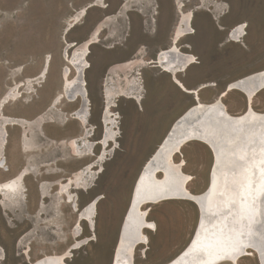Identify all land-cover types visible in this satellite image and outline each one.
I'll list each match as a JSON object with an SVG mask.
<instances>
[{
	"label": "rangeland",
	"instance_id": "1",
	"mask_svg": "<svg viewBox=\"0 0 264 264\" xmlns=\"http://www.w3.org/2000/svg\"><path fill=\"white\" fill-rule=\"evenodd\" d=\"M70 1H74L76 12L71 11ZM81 1L0 0V104L6 94H11L4 114L12 119H24L28 126L8 127L6 156L10 171L0 169V183L14 177L22 168L29 171L24 182L26 200L6 211L0 206V247L6 253L2 264H28L30 260L26 261L23 252L29 248L30 259L35 261L46 254L63 253L74 245L70 230L75 227L76 214L62 197L55 195L57 184L90 162H96L102 151L98 146L93 156L77 158L71 154L64 142L80 137L84 131L80 122L70 117L79 103H68L63 98L56 102L63 93L62 69L68 66L63 48L66 42H84L86 28L90 29L98 17L94 14L86 20L88 10L82 14L86 7H81ZM187 1L190 2L186 12L200 6L193 11L195 34L184 38L178 46L195 55L197 63L180 74L179 79L188 90H198L202 101L212 102L230 83L264 69V0H207L205 6L201 0ZM98 4L105 8L103 0ZM139 8L144 10L141 4ZM75 18L77 22L73 21ZM111 21L108 18L103 27L112 25ZM129 22L124 19L119 28L107 27L104 36H113L115 32L116 38L125 37L129 34ZM240 23L247 24V36L234 44L228 40V32ZM141 38L144 36L137 34L134 41H98L90 48L86 80L91 100L90 125L96 128L93 141H99L102 136L100 115L105 106L102 93L105 69L130 60L141 46H146L141 56L147 53L145 61H150L153 52L166 50L164 46L170 42L140 41ZM138 72L144 89L143 105L129 96L114 101L110 111L116 121L118 146L111 144L102 168H94L96 175L91 188L77 191L81 206L97 196L103 197L95 220L97 237L89 245L74 250L67 264H110L140 169L170 125L195 103L194 95L175 85L161 70L148 64ZM74 75L72 70L70 78ZM223 101L232 114L246 111V98L240 92L228 93ZM254 102V110L264 112V91ZM212 160L209 148L196 142L175 156V162L183 165L182 169L191 177L189 188L194 194L206 189ZM49 184H53L52 192L44 189ZM197 215L196 207L189 202L154 206L150 220L158 223V231L149 234L151 243L146 253L141 251L142 247L138 249L136 264H164L174 258L188 244ZM83 235L90 236L86 223H83ZM239 264L258 262L255 257H246Z\"/></svg>",
	"mask_w": 264,
	"mask_h": 264
},
{
	"label": "bare ground",
	"instance_id": "2",
	"mask_svg": "<svg viewBox=\"0 0 264 264\" xmlns=\"http://www.w3.org/2000/svg\"><path fill=\"white\" fill-rule=\"evenodd\" d=\"M177 2L181 16L174 35L176 44L169 49L161 50L156 55L158 56V69L168 74L179 88L194 95L195 103L170 125L158 147L140 169V174L134 182L136 190L131 192L129 205L119 227L117 237L121 234V239L114 247V264H136L138 249L142 247L141 251L146 253V250H149L147 246L151 243L149 234L158 231V223L150 220L152 208L172 202H189L196 207L198 215L194 232L186 247L164 264H239L246 257H255L258 264H264V134L258 132L256 136L258 138L254 142L252 140V143L246 147L243 145L239 163L226 169L224 182L221 183L216 170L220 169V161L224 157L223 145L220 139L215 138L212 127L204 128L205 116L210 114L214 118L220 117L232 123L246 122L244 123L246 134L257 130L258 125L254 121L263 120L264 112L255 111L253 105L255 98L264 91V69L230 83L228 90L223 91L212 102L202 101L198 90H188L179 79L180 74L186 73L197 63V57L191 52H184L178 46L184 38L195 34L193 27L195 14L193 11L184 12V3L181 0ZM206 2L207 0H201L204 6ZM126 10L128 8L125 6L123 12ZM86 11L87 9H84L82 14ZM110 19L114 20L111 17ZM73 21L77 22L78 18ZM102 24L92 34L90 41L81 45L76 42L71 44L66 42L63 54L68 66L62 69L63 93L56 99L57 103L62 98L68 103H83L70 116L80 122L84 128L80 137L69 141L72 154L77 158H83L86 155L93 156L98 146L102 150L96 162L86 165L59 186V193L64 197V202L70 204L72 211L76 214L75 227L73 226L70 230L74 245H70L63 253L46 254L35 261L30 259L29 248L23 252V255L26 254L25 259L30 260V264H67L74 250L89 245L95 240L97 237L95 220L103 197L97 196L81 206V198L77 191H88L91 188L92 179L96 175L94 168L97 166L102 168L111 144L118 146L116 121L110 111L114 101L119 97L129 96L139 105H143L144 89L138 71L152 61L139 58L113 68L106 78L102 92L105 103L101 113L102 136L99 141H93L96 128L90 125L91 100L86 72L90 68L88 61L91 54L90 48L98 43L104 31ZM247 27L246 23L234 26L228 32V40L234 44L242 42L247 36ZM72 70L75 75L70 78ZM46 72L47 69L43 74ZM232 91L242 93L246 98L247 106L249 103V110L246 108L241 115L230 113L224 104L223 99ZM10 95L6 94L0 104V163L3 162L1 167L5 170H7L6 161L1 155L6 152L9 138L8 127L15 125L24 129L28 127L24 124L26 120H20L18 124L17 119L9 118L4 114L6 105L11 102ZM41 118H45V115ZM143 130H145L144 126ZM262 131L264 132L263 129ZM194 142L207 146L212 158L215 157L216 161L214 169H212V161L209 171L211 185L200 194H194L190 190L191 177L184 172L183 165L175 162V156L185 146ZM28 175L29 171L25 169L18 178L0 183V206L5 211L18 207L26 200L24 182ZM151 195H156L155 200L151 202L141 200L144 196ZM143 217H145L144 220H141ZM83 223H86L90 231V236L87 238L83 235ZM131 225L135 227L133 234L137 227L140 228L135 242H131L130 234L132 233H126V227ZM5 254L0 247V264L5 259Z\"/></svg>",
	"mask_w": 264,
	"mask_h": 264
},
{
	"label": "flooded vegetation",
	"instance_id": "3",
	"mask_svg": "<svg viewBox=\"0 0 264 264\" xmlns=\"http://www.w3.org/2000/svg\"><path fill=\"white\" fill-rule=\"evenodd\" d=\"M99 1L100 0H82L81 3H79L81 7H86V9L88 10L86 20L91 18L92 15L94 14L98 16L95 18L93 26L90 29L86 28L87 29L86 35L83 41H90L92 34L95 32L98 26L101 25L106 20L105 19L106 16L112 15L111 18L114 19L111 21L112 25L117 28L121 27L124 19L130 21L129 34H126L125 37L123 38L120 37L116 38L114 36V34L116 35L115 32L113 36H109V37L104 36V34L102 33L98 41H134L135 35L138 34L140 36H144V39L141 38L140 41H145V40L170 41L169 44H166L164 46V49L166 48L168 49L170 47L171 41L174 40L175 31L177 29V25L179 24V20L181 16L180 13L181 10H179L177 6L178 4L177 0H147L144 3H141V1L139 0H103L105 5L104 9H102L99 6L98 4ZM126 4H129L130 6L128 10L123 12V8L126 6ZM140 4L141 6L144 7V10L139 8ZM68 5L71 8L72 12H76V9L74 8L75 7L74 1H70ZM183 10L187 11L186 9ZM134 18L135 21L133 20ZM214 20H216L215 17ZM107 27L109 26H106L104 28V31ZM147 28H150V30L146 31ZM182 46H184V44H182ZM138 49L132 54V56L138 52ZM158 51L153 52L150 61L156 59L157 57L156 55ZM146 54L147 53H145L144 57L146 56ZM152 63L154 62H151L149 64L150 68L158 69V66H152ZM106 74H107V68L103 73L104 77H106ZM82 104L83 103L80 102L79 106H82ZM20 120H24V119H17V121ZM102 129H103V120H102ZM71 209L73 210L72 207Z\"/></svg>",
	"mask_w": 264,
	"mask_h": 264
},
{
	"label": "water",
	"instance_id": "4",
	"mask_svg": "<svg viewBox=\"0 0 264 264\" xmlns=\"http://www.w3.org/2000/svg\"><path fill=\"white\" fill-rule=\"evenodd\" d=\"M189 2L190 1L185 0L184 9L186 8L187 4H189ZM198 8H199L198 6H194L192 8V11L196 12V10ZM180 13H181V11H180ZM110 17H112V15L106 16L105 19L110 18ZM107 26H110V25H107ZM85 42L86 41H84V42H82L80 44L77 42V44L81 45V44H83ZM175 44H176V41H174V40L171 41L170 47L175 45ZM145 48H146V46H141L138 49V52L136 54H134L133 56H131L132 59H130V60L126 61V62H117V63H114V64L108 66L107 67V74H106L105 79L107 78L108 74L110 73V71L113 68L122 66V65H124L127 62H130L132 60L135 61V60H138L139 58H144L145 54L143 56H141L140 52L142 50H144V52H146ZM117 60L118 59H115V61H117ZM152 62H154V63H152V66H159L158 63H157L158 62V56ZM227 90H228V88H226L224 91L226 92ZM247 109L249 110V103H248ZM101 116L102 115H100V119L102 118ZM183 117H185V115ZM205 117H206L205 118L206 122L204 124V128L207 129L209 127V129H210V127H212L211 129L214 132L215 138L216 139H220L221 140V145H223L222 146V154H223L224 157H223V160L220 161V169L216 170V172L218 173L217 175L219 176V179H220L221 183H223L225 175H226V169H229V167H232L234 165L236 166L239 163L238 160H239V156L241 155V152H240L241 149L246 147V146H248V145H250L252 143V140L254 142L258 138V137H256L258 132L260 134H264V132L262 131V129L264 130V119L260 120V121H254V123H256V125H258L256 127L257 130H255L253 133H250V134L247 133L246 134V130H245L246 128L244 126V123H246V122H244V121H239V122L232 123V122L224 120L223 118H220V117H215L214 118L210 114L205 116ZM172 128H173V126L171 127V129ZM243 145H244V147H243ZM233 149H236V150H233ZM212 161H213V168L212 169H214L215 164H216L215 157H214V159ZM139 174H140V172L138 173L136 179L138 178ZM210 185H211V180L207 184L206 188L208 186L210 187ZM135 190H136V187L133 184L132 191L134 192ZM156 195H151V196H147V197L144 196L145 198L143 196H141L143 198H141V197L140 198H141V200L143 202H151V201L155 200ZM195 204H197V203H195ZM144 218L145 217H143L141 220H144ZM126 228H127L126 229V233H132V234H130L131 242H135L136 241V237L138 236L140 228L137 227V229L135 231V234H133L134 233L133 229H135V227H133V225L128 226ZM120 239H121V234L116 239V244L117 245L119 244ZM114 262H115V254L113 253L110 264H114ZM28 264H30V262Z\"/></svg>",
	"mask_w": 264,
	"mask_h": 264
},
{
	"label": "crops",
	"instance_id": "5",
	"mask_svg": "<svg viewBox=\"0 0 264 264\" xmlns=\"http://www.w3.org/2000/svg\"><path fill=\"white\" fill-rule=\"evenodd\" d=\"M15 126H19V125H15ZM21 127V126H20ZM23 128V127H22ZM8 133H9V131H8ZM10 136V135H9ZM69 141L70 140H67V141H65L64 143H66V147L70 150V147H69ZM8 142H9V138H8ZM8 145V144H7ZM7 145H6V150H7ZM5 150V151H6ZM70 152H71V154H72V151L70 150ZM7 154H6V152H4L3 153V155H1L2 157H3V159L5 158V161H6V164H5V168L7 169V170H5V169H3L1 166H3V162L2 163H0V169H2V170H4V172H9L10 171V167H9V165H8V158H7V156H6ZM73 155V154H72ZM91 163V162H90ZM93 163V162H92ZM88 165V164H87ZM27 167H25V168H22L14 177H12V178H10L9 180H11V179H14V178H18L19 176H20V174L26 169ZM9 180H7V181H9ZM64 181H66V180H64ZM63 181V182H64ZM60 183H62V182H59L58 184H57V189H56V191H55V195L56 196H60V197H62L61 195H60ZM44 189H45V191H47V190H51V192H52V189H53V184H49L48 186H46V187H44ZM46 198V197H45ZM62 199H63V201H64V197H62ZM65 203V202H64ZM65 205H67V206H69L70 207V210L72 211V209H71V206L70 205H68L67 203H65Z\"/></svg>",
	"mask_w": 264,
	"mask_h": 264
}]
</instances>
